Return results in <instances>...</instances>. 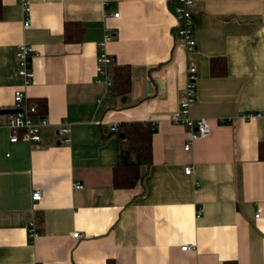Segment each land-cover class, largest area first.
I'll return each instance as SVG.
<instances>
[{
    "label": "crops",
    "instance_id": "obj_1",
    "mask_svg": "<svg viewBox=\"0 0 264 264\" xmlns=\"http://www.w3.org/2000/svg\"><path fill=\"white\" fill-rule=\"evenodd\" d=\"M26 2L27 27L19 0H0V110L21 87L16 47L32 46L23 91L45 105L48 127L34 145L0 128V264H264V118L238 117L264 111V0H196L191 51L177 41L174 0ZM74 23L80 39L66 41ZM106 33L113 65L129 68L125 95L94 80ZM192 66L191 116L210 135L186 151V130L169 118ZM135 122L154 123L150 164L116 188L118 133Z\"/></svg>",
    "mask_w": 264,
    "mask_h": 264
},
{
    "label": "built area",
    "instance_id": "obj_2",
    "mask_svg": "<svg viewBox=\"0 0 264 264\" xmlns=\"http://www.w3.org/2000/svg\"><path fill=\"white\" fill-rule=\"evenodd\" d=\"M196 0H174V7L172 9V15L176 20L174 32L176 33L177 41L180 45L186 48L187 51L193 50V13L192 6ZM21 8L24 12V18L22 24L29 26L28 14L30 9L26 0H19ZM115 17L117 14L114 15ZM103 42L98 44V54L95 61V73L94 80L97 83L104 85V93H111L112 86V68L113 59L104 50V43L111 38L109 33L104 35ZM36 55L32 46L26 44H19L15 51V65L14 75L21 79V87H18L12 94L13 106L5 109L14 110L13 113H4L0 115V128H7L8 141L15 143L20 140L26 141L30 145L41 141V132L44 128L48 127L46 117L37 111L36 104L29 102L25 97L23 89L29 86L32 82L33 70L31 68V58ZM196 70L192 66L187 70V83L181 90L178 98V110L169 118V121L176 126H182L188 135V138L183 145V149L188 151L192 143L196 140L208 138L210 135V127L208 120L203 117H192L191 107L195 100V84H196ZM99 101V100H98ZM238 117L243 119H251L252 117H263L264 111L239 114ZM231 119H223V121H230ZM154 123H151L153 126ZM113 130L117 132L118 127L113 125ZM56 134L61 138L60 143H68L69 124L66 122L59 123L56 128ZM185 174L190 173V168H185ZM81 183H75L74 188L79 189ZM40 191L36 190L31 193L30 199L32 202L40 200ZM199 215L197 212L196 217ZM259 215V209H256L254 218ZM29 238L36 237L37 233L34 228V223L30 222L28 225ZM73 238L78 237V233L71 234ZM190 245H183L180 248L181 251L189 249Z\"/></svg>",
    "mask_w": 264,
    "mask_h": 264
},
{
    "label": "trees",
    "instance_id": "obj_3",
    "mask_svg": "<svg viewBox=\"0 0 264 264\" xmlns=\"http://www.w3.org/2000/svg\"><path fill=\"white\" fill-rule=\"evenodd\" d=\"M1 6V4H0ZM1 14V10H0ZM76 25V29L72 33H68L65 28L64 37L66 41H77L80 39L82 27ZM66 27V26H65ZM215 61L211 60V67L214 66ZM112 86L111 94L116 96L125 95L130 88L129 68L127 66L115 65L112 68ZM37 111L39 113L44 112L45 105L41 102L36 104ZM153 129L151 124H145L142 122H135L130 124H123L119 135L121 142L123 143L124 150L122 155H126L122 158L120 163L113 173L114 186L116 188H128L134 186L138 178V168L140 165H149L151 159L150 142Z\"/></svg>",
    "mask_w": 264,
    "mask_h": 264
},
{
    "label": "water",
    "instance_id": "obj_4",
    "mask_svg": "<svg viewBox=\"0 0 264 264\" xmlns=\"http://www.w3.org/2000/svg\"><path fill=\"white\" fill-rule=\"evenodd\" d=\"M14 112V110H12V109H3V110H0V115H2V114H4V113H13ZM120 137H122L123 135L121 134V135H119ZM58 144H60L59 142H57V145ZM126 157V155H122V158H125Z\"/></svg>",
    "mask_w": 264,
    "mask_h": 264
}]
</instances>
